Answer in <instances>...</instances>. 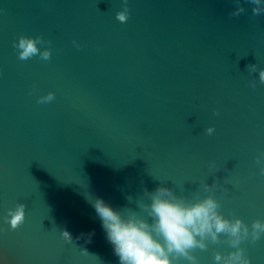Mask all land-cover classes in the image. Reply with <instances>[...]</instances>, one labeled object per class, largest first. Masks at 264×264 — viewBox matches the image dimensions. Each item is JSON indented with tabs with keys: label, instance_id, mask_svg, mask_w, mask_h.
<instances>
[{
	"label": "water",
	"instance_id": "obj_1",
	"mask_svg": "<svg viewBox=\"0 0 264 264\" xmlns=\"http://www.w3.org/2000/svg\"><path fill=\"white\" fill-rule=\"evenodd\" d=\"M253 7L0 0V264H118L91 199L141 211L162 183L178 195L213 185L201 194L224 216L264 220V84L247 67L264 68V13ZM20 37H40L49 58H19ZM17 204L12 229L4 218ZM241 246L264 264V234ZM228 250L221 237L192 254L213 264Z\"/></svg>",
	"mask_w": 264,
	"mask_h": 264
},
{
	"label": "clouds",
	"instance_id": "obj_2",
	"mask_svg": "<svg viewBox=\"0 0 264 264\" xmlns=\"http://www.w3.org/2000/svg\"><path fill=\"white\" fill-rule=\"evenodd\" d=\"M235 2L239 5L240 0ZM250 2L254 5L253 13H264V0ZM241 11L242 8L237 6L231 14L237 15ZM126 15L125 8L116 12L115 19L124 22ZM38 43L45 42L40 37L18 38L15 47L19 49V58H29L38 53L41 58L48 59L49 49H38ZM247 67L264 84V68L257 71L256 64ZM52 98L53 93L48 92L38 97V102H47ZM204 131L211 135L214 130L207 127ZM259 173L264 175V166L259 168ZM212 187L203 182L199 191L178 195L166 184H159L151 192L145 191L143 198L137 201L141 211L117 210L101 197L91 199L90 203L118 264H180L181 261L183 264H198L192 250H204L209 243L220 242L221 237L229 250L213 251V264H250L241 244L245 240L256 241L264 234V220H252L247 225L239 217L224 216L218 210V201L211 194H201L210 193ZM23 218L24 206L17 204L14 209L8 210L4 219L14 229ZM93 231L87 232L90 237ZM60 235L65 241L71 239L65 230Z\"/></svg>",
	"mask_w": 264,
	"mask_h": 264
}]
</instances>
